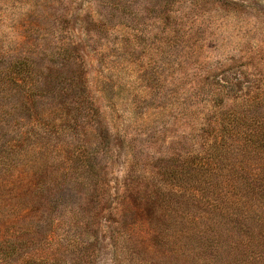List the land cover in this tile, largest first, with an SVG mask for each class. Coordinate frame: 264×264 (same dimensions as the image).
<instances>
[{
	"label": "rangeland",
	"instance_id": "1",
	"mask_svg": "<svg viewBox=\"0 0 264 264\" xmlns=\"http://www.w3.org/2000/svg\"><path fill=\"white\" fill-rule=\"evenodd\" d=\"M20 68L0 88V264H200L207 234L252 236L241 212L264 232L212 129L264 115V0H0V79Z\"/></svg>",
	"mask_w": 264,
	"mask_h": 264
},
{
	"label": "trees",
	"instance_id": "2",
	"mask_svg": "<svg viewBox=\"0 0 264 264\" xmlns=\"http://www.w3.org/2000/svg\"><path fill=\"white\" fill-rule=\"evenodd\" d=\"M26 75H28L27 71L20 68L15 74H11L10 77L0 79V88H3L2 86L8 82L21 85L23 82L28 81V76ZM263 102L264 95H262L260 100V103L264 106ZM236 114L242 116L241 113L236 112ZM262 116H244L243 124L239 126L235 121L238 118L232 112L229 115H217L215 123H212V129L216 135H222L225 131H229L228 140H224L223 145L226 146L227 153L231 157L243 155L242 160L244 162L233 169L234 174L232 176H237V180L242 184L244 183L248 192L256 193L261 198L251 209L249 208L248 200L244 199L243 202L247 205L246 212L251 210L253 212L252 215L257 213L263 214L264 217V117ZM216 126H222V128H216ZM243 127L244 129H242ZM252 158H256L254 162ZM250 213L241 212L244 218L235 217L234 221H239L241 224L239 226L249 229L252 232V236L245 239V241L243 239L234 240L231 237L229 241L227 238L224 239L223 235L213 237L207 234L209 236L207 241L209 250H206L205 255L201 253L197 256L198 262L200 264H230L231 262L232 264H256L262 254H254L258 252L259 247H257L256 252H251V249L254 244L264 243V232L261 228L255 227V223L250 218ZM262 221L264 222V218ZM249 248L250 252H248ZM213 257H219L220 263H211Z\"/></svg>",
	"mask_w": 264,
	"mask_h": 264
}]
</instances>
